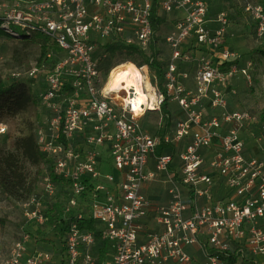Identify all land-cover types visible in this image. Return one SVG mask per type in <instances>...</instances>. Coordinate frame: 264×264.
Segmentation results:
<instances>
[{
    "label": "built area",
    "instance_id": "built-area-1",
    "mask_svg": "<svg viewBox=\"0 0 264 264\" xmlns=\"http://www.w3.org/2000/svg\"><path fill=\"white\" fill-rule=\"evenodd\" d=\"M241 1L262 37L263 5ZM154 2L164 18L167 56L161 86L140 67L143 89L148 94L147 81L152 110L173 101L181 116L172 132L161 134L139 122L148 104L136 115L123 98L135 94L133 86L116 101L102 79L108 43L149 51ZM209 3L0 0V27L16 39L22 37L12 27L27 38L37 35L46 48L41 61L10 77H43L39 95L48 114L35 137L50 161L42 191L57 196L56 210L38 194L22 203L28 224L54 231L43 236L48 247L30 246L26 229L0 264H264V159L248 154L242 137L256 116L229 106L224 87L238 72L239 54L225 44L227 14L211 17ZM152 181L167 184L165 203L142 192ZM149 219L155 229L147 228ZM88 220L92 229L84 227Z\"/></svg>",
    "mask_w": 264,
    "mask_h": 264
},
{
    "label": "rangeland",
    "instance_id": "rangeland-1",
    "mask_svg": "<svg viewBox=\"0 0 264 264\" xmlns=\"http://www.w3.org/2000/svg\"><path fill=\"white\" fill-rule=\"evenodd\" d=\"M256 2L258 0H252ZM211 13L216 15L218 12H225L228 18L227 28V44L230 49L239 54L237 61L238 72L233 75L229 83L228 100L234 109H245L256 116V122L249 124L242 131V137L246 145V152L252 156L264 159V54L260 49L264 50V34L262 37L256 35V23L252 17L242 9L243 2L241 0H210ZM13 30L20 32L23 36L24 32L12 27ZM166 29L164 27L158 32V47L160 50L159 58L161 61L167 56L162 34ZM37 40H20L13 39L0 34V77L5 80H11L10 71L17 69L24 71L32 63H34L40 53L38 36ZM41 38V37H40ZM42 39V38H41ZM121 57L108 58V68L114 67L121 62ZM139 68V67H138ZM245 69L246 74L242 73ZM147 75L149 70L147 68ZM103 82H107L109 78L108 72H102ZM31 90L36 95L37 101L29 105L25 110L16 116H0V124L5 129L0 132V156L6 152L13 151L15 139L18 136L25 135L30 131H34L37 125L48 114L47 109L41 102L40 92L43 86V77L39 76L35 80L28 81ZM113 100L120 101L111 93ZM167 109L172 113H177L179 107L176 102L169 101ZM145 116L139 119L143 127L155 130V126L159 121V116L163 115V111L145 112ZM22 170L28 178L34 179L35 187L31 195L38 194L48 206L54 205L57 209L55 200L57 196L48 197L42 191L41 178L45 172L49 171V163H41L34 165L23 159ZM167 184L164 181H157L156 188L153 193L165 192ZM60 197V194L58 195ZM25 199H16L4 193L0 186V259L9 251L12 243L18 239L24 230L29 229L30 246L36 244V247H48L49 242L44 240L45 236L54 234V231L33 227L28 224L24 215L22 203ZM49 226V225H48ZM41 229V230H40ZM44 236V237H43ZM35 240V241H34Z\"/></svg>",
    "mask_w": 264,
    "mask_h": 264
},
{
    "label": "trees",
    "instance_id": "trees-1",
    "mask_svg": "<svg viewBox=\"0 0 264 264\" xmlns=\"http://www.w3.org/2000/svg\"><path fill=\"white\" fill-rule=\"evenodd\" d=\"M264 7V0H258ZM164 23V18L157 14L156 2H154L152 15H151V26L153 31V37L148 52L132 46L123 45L119 41H112L105 46L104 52L107 54L105 59V71L108 68L107 60L108 58L121 57V62H131L137 67L143 65L147 66L152 81H157L161 86L163 83V71H164V61L158 59V54L160 53L158 47V35L161 26ZM0 34L8 36L10 38L16 39L5 32L0 27ZM18 34L22 37L20 40L32 41L37 40L35 36L29 38L25 35ZM40 40V39H38ZM39 42V41H38ZM46 51L45 46L42 44L40 46V53L36 60L41 61L43 55ZM260 52L264 54V50L260 49ZM231 63H226L223 65V69L230 67ZM37 101L36 95L31 90L30 83L24 79H11L8 81L3 80L0 77V116H16L23 110H25L29 105H32ZM166 103V102H165ZM162 106V123L166 120L167 111H165L166 104ZM34 165H39L41 163H49L50 161L44 155L37 145L34 131H30L25 135L18 136L15 139L13 151L6 152V154L0 156V186L4 193L8 196H12L16 199H27L31 196L34 187V179L28 178L26 173L22 170V161ZM54 178V177H53ZM56 217H51L50 222H53ZM84 227L89 229L93 228L92 221L88 220Z\"/></svg>",
    "mask_w": 264,
    "mask_h": 264
},
{
    "label": "bare ground",
    "instance_id": "bare-ground-1",
    "mask_svg": "<svg viewBox=\"0 0 264 264\" xmlns=\"http://www.w3.org/2000/svg\"><path fill=\"white\" fill-rule=\"evenodd\" d=\"M143 71L145 68H138L131 62H126L114 66L109 72V78L106 82V89H108L115 97L120 90L133 86L135 94L133 96L123 95V98L132 104V110L136 115L142 114L143 108L141 104H148L150 110L154 109L153 101L154 94L150 91V85L146 81L148 94L143 89ZM149 101V102H148Z\"/></svg>",
    "mask_w": 264,
    "mask_h": 264
},
{
    "label": "crops",
    "instance_id": "crops-1",
    "mask_svg": "<svg viewBox=\"0 0 264 264\" xmlns=\"http://www.w3.org/2000/svg\"><path fill=\"white\" fill-rule=\"evenodd\" d=\"M209 8H210V5H209ZM210 14H211V17H214V15L211 13V8H210ZM210 25L211 26H215V23L211 21L210 22ZM225 39H226L225 40V44H226L227 47H229L228 44H227L226 35H225ZM188 46H189L188 44L185 45V48H188ZM192 51L195 54H199L201 52V50L198 47H196ZM185 68L189 69L190 73H192V70H193L192 65H186ZM186 85L187 86H192V81L191 80H186ZM224 88L229 92V83H227ZM168 102L169 101H166V103H165L166 104L165 111H167L166 120H164V122L162 123V116H159V121L157 122V125L155 126V130H150V129H148V127H143L142 126L145 131L149 132L150 134L170 133V132L173 131L177 120L181 117L180 116V109H179V111L177 113L170 112L169 109H167ZM229 106L232 108V104L230 102H229ZM204 108L206 110V114L207 115H209L212 112V110L208 107L207 104L204 105ZM151 111L152 112H159V111H156V110H150V112ZM145 114H143L141 117H139V119H141L142 117H144ZM156 182L157 181H152L150 183L144 184L143 187H142V192L145 195H147L151 199V201L153 203H159V204L162 203L163 204L167 200L166 191L165 192H161V193H153V192L150 191L151 189L153 191L155 190V188H156ZM147 228H149V229H155L156 228V226L153 223V220L152 219H149L148 220V222H147ZM190 251L193 252L196 256H198L200 254V252L196 251L193 248H190Z\"/></svg>",
    "mask_w": 264,
    "mask_h": 264
},
{
    "label": "clouds",
    "instance_id": "clouds-1",
    "mask_svg": "<svg viewBox=\"0 0 264 264\" xmlns=\"http://www.w3.org/2000/svg\"><path fill=\"white\" fill-rule=\"evenodd\" d=\"M3 129H0V131H2Z\"/></svg>",
    "mask_w": 264,
    "mask_h": 264
}]
</instances>
